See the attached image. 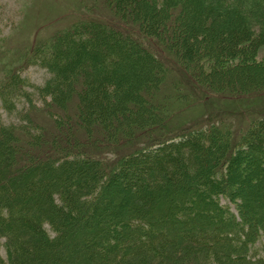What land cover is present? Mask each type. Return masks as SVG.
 Here are the masks:
<instances>
[{"label":"trees","instance_id":"16d2710c","mask_svg":"<svg viewBox=\"0 0 264 264\" xmlns=\"http://www.w3.org/2000/svg\"><path fill=\"white\" fill-rule=\"evenodd\" d=\"M89 3L104 16L21 54L0 45V264H264V115L238 137L219 121L163 130L164 54L205 88L260 86L222 63L264 47V0Z\"/></svg>","mask_w":264,"mask_h":264},{"label":"rangeland","instance_id":"374dc122","mask_svg":"<svg viewBox=\"0 0 264 264\" xmlns=\"http://www.w3.org/2000/svg\"><path fill=\"white\" fill-rule=\"evenodd\" d=\"M93 7L89 0H0V43H2L0 45L3 49L5 47L3 45L10 46L8 49L15 48L17 54L24 53L36 43L49 38L54 32L80 19L104 16ZM8 56L11 57L9 54ZM163 57L168 66L172 69L177 68L168 76L169 83H177L176 89L164 86L167 91L173 89L176 92L168 102L173 113L164 124L166 125L164 129L162 128L167 133L177 131L181 127L198 124L206 126L209 122L219 121L233 132V136L238 137L251 122L264 115V77L259 76L260 86L240 84L237 78L236 84L232 85L228 81L208 89L200 86L193 76L180 66L178 60L165 54ZM222 65L225 66L224 68L232 67L233 77L247 69L264 75V47L256 52L247 50L236 58L224 61ZM22 74L37 85H42L50 76V73L39 65H29ZM37 102L41 105V101L37 100ZM2 114L6 121L17 119L8 117L3 110ZM157 133V131L141 132L132 140H122L110 144L113 146L104 147L106 149L103 153L109 158H114L111 152L116 153L117 149L126 147L130 150L133 146L136 147L153 138ZM221 201L223 204H228L225 198ZM3 241L4 239L0 240V252L5 256Z\"/></svg>","mask_w":264,"mask_h":264}]
</instances>
